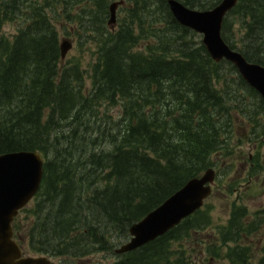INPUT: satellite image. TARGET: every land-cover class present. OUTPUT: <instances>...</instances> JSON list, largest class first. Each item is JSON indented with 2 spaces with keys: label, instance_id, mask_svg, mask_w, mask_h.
I'll list each match as a JSON object with an SVG mask.
<instances>
[{
  "label": "trees",
  "instance_id": "obj_1",
  "mask_svg": "<svg viewBox=\"0 0 264 264\" xmlns=\"http://www.w3.org/2000/svg\"><path fill=\"white\" fill-rule=\"evenodd\" d=\"M113 1L0 0V154L37 150L45 160L42 187L14 223L27 253L114 252L134 223L215 167L216 156L234 152L236 115L244 113L236 102L244 96L223 73L231 63L215 62L168 0H126L119 28L109 29ZM180 1L207 10L222 0ZM8 22L13 38L3 32ZM75 24L81 43L96 44L87 65L61 57L58 25ZM222 35L264 65V0H239ZM222 177L221 188L234 191L237 178ZM232 206L208 241L199 239L214 220L207 203L163 236L115 254L113 264H199L203 255L264 264V245L258 258L242 244L260 223L246 219L243 204Z\"/></svg>",
  "mask_w": 264,
  "mask_h": 264
},
{
  "label": "water",
  "instance_id": "obj_2",
  "mask_svg": "<svg viewBox=\"0 0 264 264\" xmlns=\"http://www.w3.org/2000/svg\"><path fill=\"white\" fill-rule=\"evenodd\" d=\"M124 0L110 5L109 25L114 28L117 11ZM238 0H223L213 9L199 10L186 6L179 0H168L171 12L182 25L203 35V44L216 62H231L244 80L264 99V65L254 63L238 50L230 47L222 36L226 15ZM73 47L70 40L61 43L65 59ZM44 178V158L38 151H14L0 155V264H49L43 256H23L14 239L13 222L21 209L36 196ZM216 183V169L211 167L201 176L191 178L183 187L167 198L130 228L131 238L116 252L136 250L163 236L184 219L201 209L212 195Z\"/></svg>",
  "mask_w": 264,
  "mask_h": 264
},
{
  "label": "rangeland",
  "instance_id": "obj_3",
  "mask_svg": "<svg viewBox=\"0 0 264 264\" xmlns=\"http://www.w3.org/2000/svg\"><path fill=\"white\" fill-rule=\"evenodd\" d=\"M125 12L126 11L119 9L117 22L114 26L116 30L119 28L121 18ZM58 27L61 40L70 38L74 43L73 48L69 51L65 60H69L74 56L83 58L84 64L95 60L93 51L96 48V44L94 41L93 43L91 41L86 42L85 40L82 43L80 42L81 38L79 36L77 37V34L80 32L78 25L75 24L72 28H70V25L66 27L58 25ZM66 28H69L71 31L67 32ZM108 28L110 29L109 25ZM3 32L10 38H13L14 34L17 32L16 25L12 22H8L4 25ZM193 39L198 42L202 40V36L198 33L193 36ZM231 66V64L225 65L223 73L231 79L233 87L239 89L244 96L243 99H239L236 102V104L243 107L244 113L236 115L237 118L233 128L234 138L232 139L234 152L228 156H222L220 154L215 157L217 163L215 169L218 175L217 183L214 187L213 194L206 201V204L208 203L211 206V214L214 220L209 228L199 233V239L208 241V233L214 235V233H217V227L220 224L229 221L233 203L243 204L249 211V215L246 219L255 220L256 223H260V227L257 231L250 234L247 240L242 241V244L251 246V250L259 258L261 254L257 251L261 245H264V137H262V141H258V135H264V107H262L263 105L260 99L251 94V86L249 84H242L240 81V73L237 69L233 70ZM84 67L86 66L84 65ZM88 84H90V81ZM218 86L222 87L221 84ZM118 110V107H113L110 109L109 114L116 117ZM226 171L228 176H232V179L234 177L237 178V180L233 179L236 183V189L234 191L224 190L220 186L222 182L220 183L219 179L224 178L222 176ZM32 203L33 201L30 205ZM20 218H26V214L21 212ZM21 223L25 227L29 225L28 221H23ZM128 240L129 239L125 242ZM229 245L233 247L235 243L231 241ZM119 246L120 243H117V247ZM35 254L36 253L27 254L26 252V255L34 256ZM115 254H117L115 251H98L87 256H54L51 258V264H113L117 260ZM203 256L199 264H231L225 260L215 261L210 256ZM199 257L200 256H198V258ZM210 259L212 261H210Z\"/></svg>",
  "mask_w": 264,
  "mask_h": 264
}]
</instances>
